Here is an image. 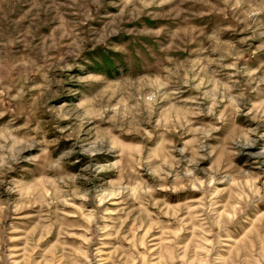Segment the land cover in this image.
<instances>
[{
  "label": "rangeland",
  "instance_id": "rangeland-1",
  "mask_svg": "<svg viewBox=\"0 0 264 264\" xmlns=\"http://www.w3.org/2000/svg\"><path fill=\"white\" fill-rule=\"evenodd\" d=\"M0 264H264V0H0Z\"/></svg>",
  "mask_w": 264,
  "mask_h": 264
}]
</instances>
